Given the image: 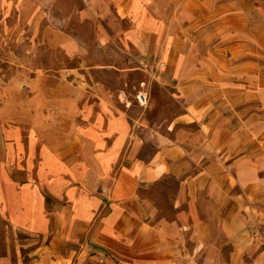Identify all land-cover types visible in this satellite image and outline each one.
<instances>
[{
  "label": "crops",
  "instance_id": "0c3cea01",
  "mask_svg": "<svg viewBox=\"0 0 264 264\" xmlns=\"http://www.w3.org/2000/svg\"><path fill=\"white\" fill-rule=\"evenodd\" d=\"M55 1L32 0L38 7ZM96 1L97 13L112 14L113 35L97 37L99 45L111 41L143 55L156 35L171 39V57L189 34L205 42L214 37L199 22L204 0H168V9L161 0ZM55 29L49 28L48 43L72 56L78 40L62 28L55 36ZM71 70H61L56 83L44 87L50 99L57 98L49 106L62 111L64 124L60 130L56 112L35 167L49 193L67 204L46 215L50 196L42 197L38 185L0 181V204L10 222L46 241L27 258L14 249L15 263L264 264V86L250 89L247 72L192 71L177 79L183 111L164 133L161 123L127 119L119 110L129 102L124 93L100 82L66 81ZM174 72L164 75L184 76L181 69ZM141 93L146 96L139 90L137 100ZM146 144L151 152L143 150ZM4 250L0 264H12L9 246Z\"/></svg>",
  "mask_w": 264,
  "mask_h": 264
},
{
  "label": "rangeland",
  "instance_id": "374dc122",
  "mask_svg": "<svg viewBox=\"0 0 264 264\" xmlns=\"http://www.w3.org/2000/svg\"><path fill=\"white\" fill-rule=\"evenodd\" d=\"M161 2L164 9L170 8L168 0ZM96 8V0L88 3L56 0L50 7H38L32 0H0V181L38 185L42 197L50 196L42 209L46 215H53L55 208L67 204L64 198L49 193L45 180L35 170L39 163L38 147L52 134L56 112L61 115L59 128L63 130L62 111L51 110L49 106L57 98L50 99L44 90L56 83V74L61 70L73 69L65 77L73 85L100 82L108 89L124 93L129 102L119 104L122 114L127 119L134 115L148 123H161L158 130L164 133L166 123L183 111L182 99L177 96V81L186 79L192 71L247 72L250 89L264 86V0H207L206 3L204 0L198 10L199 22L214 37L205 42L189 34L176 46L178 55L171 57L167 51L171 39L156 35H152L150 49L143 55L130 47L120 50L111 41L97 44V37L113 34L109 23L112 14L103 17ZM114 22L127 24L116 19ZM50 27L56 28L55 36L60 32L58 28L70 32L78 40L77 52L70 56L62 46L50 45L49 37L53 34ZM112 63L117 69L107 68ZM100 65L106 68L101 69ZM180 69L184 71L183 77L164 75L167 70L177 74ZM139 90L146 93L145 105L135 97ZM63 94L62 90L60 95ZM40 99L44 102L35 104ZM254 99L255 96L250 97ZM195 125L193 122L187 127L191 131L196 129ZM143 150L151 152L150 144ZM7 215L0 204V253L9 246L12 264H16L14 249H21L27 258L26 253L35 244L46 241L42 235L32 236L25 227L12 224ZM51 221L53 229L58 227Z\"/></svg>",
  "mask_w": 264,
  "mask_h": 264
},
{
  "label": "built area",
  "instance_id": "2783aa9c",
  "mask_svg": "<svg viewBox=\"0 0 264 264\" xmlns=\"http://www.w3.org/2000/svg\"><path fill=\"white\" fill-rule=\"evenodd\" d=\"M138 101L140 104H145L146 103V96L145 94L141 93L138 95Z\"/></svg>",
  "mask_w": 264,
  "mask_h": 264
}]
</instances>
